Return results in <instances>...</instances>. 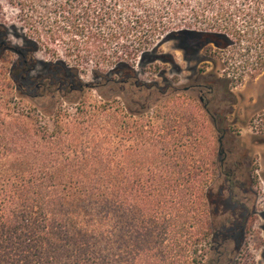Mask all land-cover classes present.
Listing matches in <instances>:
<instances>
[{"label": "rangeland", "instance_id": "374dc122", "mask_svg": "<svg viewBox=\"0 0 264 264\" xmlns=\"http://www.w3.org/2000/svg\"><path fill=\"white\" fill-rule=\"evenodd\" d=\"M64 1L0 0L1 40L28 51L30 66L27 80L17 83L12 72L19 56L0 50V123L22 122L25 129L19 137L29 145L38 144L39 154L56 152L60 157L85 150L91 142L108 143L120 156L118 169L133 173L148 168L138 161L128 167L126 147L132 146L136 159L140 154L150 156L149 144L160 139L157 149L164 147L160 155L171 164V170L203 174L207 182L216 179L209 198L215 225L227 215L224 211L231 214L236 210L226 201V186L215 167L218 140L225 132L220 159L231 148L242 173L250 167L257 179L252 189L255 214L244 233L228 243L226 253L231 264H264V133L259 131L264 129V67L258 62L263 48L256 44L257 25L247 23L257 13L247 9L244 0L209 1L212 6L223 1L236 14L240 37L230 36L234 43L225 48L222 42L218 46L205 37L191 43L175 38L145 44L144 37L141 43L139 38L146 27L128 25V21L154 17L152 10L137 8V3L158 4L161 0H95L83 16L73 11L78 5L67 0L66 10L72 6L75 17L56 7ZM195 2L203 12L204 0ZM210 11L206 13L209 17ZM197 29L201 32L203 26ZM114 52H127L128 61H117ZM45 81H52L57 89L39 99L34 96V86ZM129 83L155 84L167 97L156 102L157 94L149 91L151 98L143 108L147 99L129 91ZM78 85L87 88L76 90ZM203 108L212 115L213 124ZM59 142L76 146L62 155L57 148L48 149ZM184 219L186 216L176 220L181 231L175 236L169 230L175 241L168 248L177 255L185 247ZM194 229V237L200 233L197 246L204 253L208 241L205 216Z\"/></svg>", "mask_w": 264, "mask_h": 264}, {"label": "trees", "instance_id": "16d2710c", "mask_svg": "<svg viewBox=\"0 0 264 264\" xmlns=\"http://www.w3.org/2000/svg\"><path fill=\"white\" fill-rule=\"evenodd\" d=\"M94 1L73 0L78 7L70 6L69 11L67 0L56 7L73 17L76 14L70 10H78L83 16ZM176 1L137 3V8L152 10L155 14L148 19L128 21V25L146 27V33L138 37L140 43L143 37L145 44L175 38L191 43L205 37L216 45L222 42L225 48L234 43L230 36L239 39L241 31L237 30L236 14L223 1L212 6L208 5L210 0H204L201 13L195 0ZM244 1L247 9L257 13L247 23L258 27L256 44L263 48L258 62L264 67V0ZM209 11L210 17L206 15ZM200 25L201 32L197 29ZM128 56L127 52L119 53L117 61L124 63ZM27 65L22 59L17 62L12 72L14 81L20 84L27 80L30 69ZM52 88L57 89L55 83L45 81L41 87L34 88V96L41 99ZM129 89L137 98L147 99L143 108L151 98L149 91L157 94L156 102L167 97L155 84L129 83ZM203 110L213 124L212 115ZM127 111L130 110L127 108ZM260 124L263 125V120ZM24 129L20 121L0 123V264H231L226 247L243 229L246 216L233 219L224 211L227 215L215 225L209 198L213 197L216 179L207 182L203 174L194 176L171 170V164L164 162V155H160L164 147L157 149L160 139L149 144L150 156L140 154L136 159L132 146L126 147L128 167L138 161L148 168L133 173L118 169L120 156L108 143L91 142L90 147L74 153L72 148L76 143L59 142L50 144L48 149L57 148L61 155L71 151L72 155L39 154L38 144L29 145L19 137ZM213 129L219 132L214 126ZM259 131L264 133V129ZM146 142L142 140L141 145ZM222 147L223 141L221 146L218 142L217 177L224 180L227 203L240 214L247 200L243 197L244 185L253 188L257 179L250 167L247 173H242L231 148L226 152L227 158L220 159ZM196 205L204 209L200 211ZM181 216H186L181 222L185 229L182 234L185 247L177 255L168 248V243L171 247L175 241L169 230L174 236L176 231H181L176 223ZM201 216H205L208 225L204 253L197 246L200 233L193 235Z\"/></svg>", "mask_w": 264, "mask_h": 264}, {"label": "flooded vegetation", "instance_id": "af4514ba", "mask_svg": "<svg viewBox=\"0 0 264 264\" xmlns=\"http://www.w3.org/2000/svg\"><path fill=\"white\" fill-rule=\"evenodd\" d=\"M1 35H2V33L0 32V50L3 51V52L5 51V52L14 53L17 56H19V60L20 59L23 60V63L25 65L28 64V59H27L28 51L18 50V49L12 48L10 46H7V44H5V42L1 40ZM35 87L36 88L41 87V83H38L37 85H35ZM200 101L202 102L203 98H200ZM224 135H225V132H223V135L218 140L220 146L222 145V139L224 138ZM226 158L227 157H224L223 159H226ZM244 189H245L246 193L243 194V197L247 198V200H245L246 201V202H244L245 206L243 207L242 212L239 215L241 217L246 216V219H245V223H244L243 229L241 230V233H244L246 224L249 222V220L255 214L254 211H253L254 210V208H253L254 206L253 205L255 203V200H254L255 194L252 191L253 188L251 186L244 185ZM237 212H238V210H232V213L230 215H231V217L233 219L236 218V213ZM229 231H230V233H233V229H230ZM232 235L233 234H231L230 236H232Z\"/></svg>", "mask_w": 264, "mask_h": 264}]
</instances>
